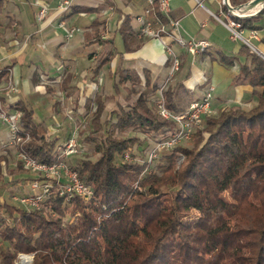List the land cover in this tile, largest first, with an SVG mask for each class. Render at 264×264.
<instances>
[{"label": "trees", "instance_id": "obj_1", "mask_svg": "<svg viewBox=\"0 0 264 264\" xmlns=\"http://www.w3.org/2000/svg\"><path fill=\"white\" fill-rule=\"evenodd\" d=\"M249 1L229 3L236 7ZM96 2L111 3L73 0L64 16L93 11ZM4 5L5 0H0V12ZM154 16L163 23L173 18L171 10L168 16L159 12L158 0H153ZM236 19L242 27L260 28L264 5L255 14ZM129 22L128 14L119 15L124 51L135 41ZM93 33L91 38L85 36V43L101 45L102 53L89 69L85 89L115 54L110 39L103 38L99 30ZM217 52L226 66L237 63L238 56L244 58L234 81L252 87L255 106L223 109L214 120L205 117L211 125L208 136L194 149L175 147L164 154L163 163L157 165L159 173L142 174L144 164L122 160L125 151L131 153V147L139 145L138 137L115 138L113 129L104 127L97 132L95 152L99 156L71 165L91 188L90 196L74 195L67 203L53 188L40 209L0 205L10 218L0 225V264H14L18 253H34L32 264H264V59L245 44L233 55ZM96 53L90 51L88 58ZM122 54L118 53V59ZM113 71L115 92L120 93V84L127 81L130 86H142L133 103L125 108L117 104L115 127L147 134L172 127L147 105L158 85L148 69L142 70L143 81L134 68L118 64ZM6 73L2 71L0 77ZM70 79L68 75L67 86ZM163 97L166 107L177 114L198 99L181 80L170 83ZM9 107L20 111V131L31 137L23 145L25 152L44 163L56 161L58 154L45 119L35 121L34 108L23 99ZM179 152L186 159L177 167ZM12 210L17 215L12 216ZM67 213L74 217L63 220Z\"/></svg>", "mask_w": 264, "mask_h": 264}, {"label": "rangeland", "instance_id": "obj_2", "mask_svg": "<svg viewBox=\"0 0 264 264\" xmlns=\"http://www.w3.org/2000/svg\"><path fill=\"white\" fill-rule=\"evenodd\" d=\"M0 13H2V11ZM26 13V19H22L21 23L19 24V30L24 32L25 40L26 42H28L26 36H28L30 32H33L30 23L32 18L30 6H26ZM75 18V24L78 30L73 33V37L79 39L80 28L78 26H81L83 24L85 18L80 16L79 14H76ZM67 26L71 27L69 25ZM96 26H98L97 22L93 24V27ZM56 27L57 28L53 27L52 31H50L52 36L55 35L56 32L63 31L57 25ZM93 35V32L89 33V38H91ZM52 36H50L49 39ZM49 39L47 37H40L34 40L32 43L29 41L25 52L19 57V67L21 69L22 75L24 76L34 69L31 80L35 83V93L27 94V100H25V102L34 108L33 118L35 121L45 119V121L48 123L50 139L54 141V149H56L58 157L54 162L44 163L28 155L23 149V145L31 140V137L28 133L20 131V119L18 122L19 129L17 132L19 140L15 138L14 141L11 142L9 138L10 133L8 128L6 127L8 131L7 139L5 141H0V205L6 202L12 205L14 208L40 209L42 202L51 195V190H54L53 188H55L58 192V196L63 197L64 202L68 203V200L71 197L77 195L69 194V192L65 190L70 183V181L68 180L69 178L67 179L68 173H76L78 181L80 183H83L79 179L77 172L71 167V165L75 162H79L82 159L94 160L99 156V153L95 152V144L99 141L100 138L97 132L104 129V127L105 130L108 128L113 129V136L115 138H124L130 136L138 137L139 145H137L136 143L131 147V153L133 154H131L129 151H125L122 156V160L144 164V170L142 174L150 173L153 170L159 173L157 165L159 164V162L163 163L164 160L162 159V156L164 154L170 152L175 147H181L189 150L194 149L201 142V140H204L208 136L211 125L207 124V122L204 121L205 117H212L211 120H214L219 116L221 110L223 109L238 107L244 110H248L255 106L257 103V99L253 95L252 96L255 98V101L254 103L250 104H224V106H222L221 108L214 109L211 103L212 112L204 114L202 116L203 124L191 134L190 138L179 140L170 148L157 150L156 144L168 139L169 135H171V131L174 129V126H176V123L174 121L166 119L160 115L157 105L159 101L158 91L156 90V93L148 98L147 105L152 109V111H154V113L170 121L172 127L163 128V132L156 134L143 133L142 131L133 129L131 127L120 130L113 125V123L116 121V117L113 111L116 109L117 104L125 108L127 107V104L133 103V100L138 95V92L142 90V86L133 87L130 86V82L127 81L120 84V93L115 92V90L113 89V82L115 79L114 71L109 70L110 62L105 64L102 67L103 70L101 68V70L95 75V78L92 79V84H90L88 88H86V90L90 88L88 93L86 91L84 92V86L76 88L75 86L71 85L70 82V86H67L68 75L70 74L64 72L63 68L68 60L59 58V54L62 51H57V45H55L56 43H46L47 41H49ZM75 46L76 47H74L72 51L66 53L65 56H67V58L70 56H74L79 49L84 50L79 41L75 42ZM92 47V45L87 46L85 48V51H91ZM100 49L101 48L95 49L97 53L95 57H93L91 61L92 63L100 58L102 53ZM35 54H40L41 59L38 60ZM261 57L264 59V56ZM31 59L34 60L33 63H31ZM239 60L242 61L241 58H239ZM77 66L79 68V73L80 70L85 67V60L79 58ZM48 74L57 75L49 76ZM173 74L171 76H166L162 81H160L157 85V88L160 84L164 83L167 80L165 88L163 90L165 91L167 86L173 82ZM89 75L85 80L87 83L90 82ZM3 76L6 77L4 78L5 84L1 89L2 92H5L7 90L8 93H12L9 88L12 81L9 73L7 72V75L5 74ZM15 86L17 88V84ZM213 92L217 93L219 91L213 90ZM126 93H129V97L127 99L124 97ZM19 95L23 96V98H26L22 93L20 84ZM71 95L72 102L70 101V99L66 98ZM78 97L85 99L83 103L84 108L81 111H78L77 108L75 109V106H79ZM36 100L40 103L39 105H33V102ZM1 108L10 111H18L17 109L11 108L6 105L3 98L0 96V109ZM18 112L20 115V111ZM54 115H56V117H53ZM93 121L96 122L95 126ZM199 130L201 132L195 135V133ZM73 136L75 137V145L73 146V151L67 153L68 141ZM150 153L152 156H150ZM25 158L34 160L35 162L44 163L48 166L60 164V166L62 167L57 168L58 173L56 174H51L50 171L45 172L40 170H33L32 168H30V166L28 167L26 165ZM185 159V154L179 152L175 158V165L179 167L185 162ZM35 181L39 183L38 187L32 186ZM47 185H49V187L46 194L40 200H38L39 195L44 193L43 191ZM25 198H29V200L22 201V199ZM11 215H17L16 211L12 210ZM8 217L9 214L5 212L0 206V225L3 224L4 220L10 221V218ZM73 217L74 215L67 213L64 216L63 220L71 219ZM6 245L7 243L5 242L3 247ZM24 256H28V260L26 262H22ZM33 257L34 253H18L16 258L14 259V264H32Z\"/></svg>", "mask_w": 264, "mask_h": 264}, {"label": "crops", "instance_id": "obj_3", "mask_svg": "<svg viewBox=\"0 0 264 264\" xmlns=\"http://www.w3.org/2000/svg\"><path fill=\"white\" fill-rule=\"evenodd\" d=\"M58 1L5 0L4 8L2 13H0V73L4 70L7 71L12 81L17 84L15 92L8 93L7 90L2 92L1 89L5 84L4 78L6 76L2 75L0 77V96L6 105L9 106L19 99L27 100V94L35 93V83L31 80L34 69L24 76L19 67V57L25 52L28 42L30 41L32 43L40 37H47L49 39L52 36L50 31H52L53 27L57 28L56 23L61 19L67 25L77 27L75 24L76 14L85 18L83 24L78 26L80 28L79 39L74 38L73 34L71 35L72 37L67 38L64 32L60 31L56 32L46 42L48 44L56 43L57 51H62L59 54V58L68 60L63 71L71 75L70 84L76 88L88 84L85 80L90 74L89 67L92 59L88 58L90 51H85V48L89 45L93 46L91 51L101 48V45L95 42L86 44L85 36L99 28L98 30L101 36L105 39H110V42H113L115 50V54L109 63V70H114L118 64L122 67L134 68L140 73L143 81L142 70L146 68L150 71L151 80L157 79L159 83L169 75L171 65V56L162 44L165 43L180 59L179 69L173 74V82L177 80L183 81L184 85L193 90L195 96L198 98L201 97L204 89L209 84L213 85L214 91H219L217 93L213 92L211 103L214 109H219L224 104L254 103L255 98L251 94L252 87L249 84L236 83L234 81V77L239 69L238 64L244 61V58L238 56L237 63L232 66H226L217 57V51H221L227 55L236 54L242 45L240 40L232 39L226 27L214 17V15H219L223 18L221 12L228 11V7L223 9L220 0H166L169 5V10H171L172 19L178 20L179 22V30L182 37L203 38L210 42L211 46L209 49L196 55L187 53L175 41L166 36H163V42H161L157 39L138 34V22L135 16L144 11L147 7V0H110L111 3L106 5H102L98 1L92 5L94 7L93 11L78 12L66 16L64 14L57 15L55 6ZM43 4L49 6V17L43 23L39 24L35 19V15ZM263 5L264 2H260L254 6L245 2L236 6L235 9L244 12H258ZM26 6H30L32 12L30 23L33 32H30L26 36L28 42L25 40L24 32L19 30V24L22 19H26ZM121 14H128L130 16L129 24L135 37V41L131 45L132 48L128 51H124L123 40L118 31L119 15ZM95 19L100 21V23L98 26L93 27V21ZM167 26L169 27V24ZM76 41L81 43L84 50L79 49L74 56L67 58L65 56L66 53H69L76 47ZM252 42L255 48L264 56V36L260 39H254ZM120 52L123 54L121 59H118V53ZM35 56L38 60L41 59L40 54H35ZM79 58L85 60V67L78 73L79 68L77 65ZM33 62L34 60L31 59V63ZM57 74L48 75L56 76ZM19 84L26 98L19 95ZM89 89H87L88 91L84 89V92L86 91L88 93ZM66 98L72 102V95ZM84 100L78 97L79 106H75V109L77 108L78 111H81L84 108ZM36 104L39 105L40 103L36 100L33 102V105ZM53 117H56V115ZM7 135L8 131L6 126L0 122V141H5Z\"/></svg>", "mask_w": 264, "mask_h": 264}, {"label": "built area", "instance_id": "obj_4", "mask_svg": "<svg viewBox=\"0 0 264 264\" xmlns=\"http://www.w3.org/2000/svg\"><path fill=\"white\" fill-rule=\"evenodd\" d=\"M73 0H59L55 6V11L57 15H63L71 10V4ZM220 3L225 7H228V11H222L223 18L219 15H214V17L221 22L229 32V35L232 39L240 40L242 44H245L250 48L251 51L263 56L253 45L252 40L260 39L264 36V25L260 28H246L242 27L240 22L236 17H243L255 14L257 11L244 12L235 7H231L229 0H220ZM153 5V0H147V7L144 11L135 16V19L138 22V34L141 36H148L150 38L157 39L163 42V36H166L169 39L175 41L180 47H182L187 53L191 55H196L210 48L211 44L208 40L203 38H184L180 34L179 22L175 19H170L168 22L163 23L157 16L151 17V9ZM224 9V8H223ZM158 10L162 15L168 16L169 5L166 0H158ZM260 10V9H259ZM49 17V6L43 4L40 6L36 12L35 19L41 24ZM59 28L64 31L66 37H69L73 34L74 31L78 30L76 27H68L64 20H58L56 23ZM169 24V27L167 26ZM164 49L171 56V65L169 76L175 73L180 66V59L174 53V51L165 43H162ZM169 78V77H168ZM167 80L160 84L157 88L158 91V110L162 117L170 119L176 123L174 129L171 131L168 139L158 142L156 144L157 150H164L165 148H170L173 144H176L177 141L190 138L191 134L196 131L203 124L202 116L212 112L211 101L213 98L214 86L209 84L204 90L201 97L190 102L187 109L182 113H173L169 110L164 104L163 90L165 88ZM16 83L11 81L10 90L12 92L16 91ZM20 115L18 111H10L7 109H0V122L5 125L10 133V141L13 142L15 138L19 140L18 132V122ZM75 145V137L73 136L69 139L67 144V153L73 151V146ZM154 151V150H153ZM155 152V151H154ZM155 155V153H154ZM150 156L151 153H150ZM26 165L33 170H40L48 172L51 174L58 173L57 168L62 167L60 164L56 165H46L44 163L35 162L34 160L25 158ZM65 166V165H63ZM47 175V174H46ZM69 178V179H68ZM67 179L70 181L69 186L66 187V191L69 194H77L82 197H88L91 195L92 190L87 185L80 183L76 177V173L69 172ZM74 182V183H72ZM33 187H38L39 183L35 181L32 184ZM49 185L44 189V193L39 195L38 200H40L47 192ZM72 190H71V189ZM61 193V192H59ZM29 200V198L22 199Z\"/></svg>", "mask_w": 264, "mask_h": 264}, {"label": "water", "instance_id": "obj_5", "mask_svg": "<svg viewBox=\"0 0 264 264\" xmlns=\"http://www.w3.org/2000/svg\"><path fill=\"white\" fill-rule=\"evenodd\" d=\"M260 2H264V0H251L248 3H249V5L254 6Z\"/></svg>", "mask_w": 264, "mask_h": 264}, {"label": "bare ground", "instance_id": "obj_6", "mask_svg": "<svg viewBox=\"0 0 264 264\" xmlns=\"http://www.w3.org/2000/svg\"><path fill=\"white\" fill-rule=\"evenodd\" d=\"M27 260H28V256H24L22 262H26Z\"/></svg>", "mask_w": 264, "mask_h": 264}]
</instances>
